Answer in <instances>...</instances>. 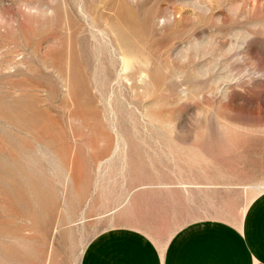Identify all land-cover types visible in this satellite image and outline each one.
<instances>
[{
  "label": "rangeland",
  "instance_id": "rangeland-1",
  "mask_svg": "<svg viewBox=\"0 0 264 264\" xmlns=\"http://www.w3.org/2000/svg\"><path fill=\"white\" fill-rule=\"evenodd\" d=\"M148 190L166 229L264 191V0H0V264L151 232Z\"/></svg>",
  "mask_w": 264,
  "mask_h": 264
},
{
  "label": "crops",
  "instance_id": "crops-1",
  "mask_svg": "<svg viewBox=\"0 0 264 264\" xmlns=\"http://www.w3.org/2000/svg\"><path fill=\"white\" fill-rule=\"evenodd\" d=\"M141 193L122 213L134 216L136 208L139 219H151L152 231L132 221L107 227L88 241L79 264H264V191L236 218L200 217L170 229L165 222L176 213L168 210L167 192L156 197L148 190L147 205Z\"/></svg>",
  "mask_w": 264,
  "mask_h": 264
}]
</instances>
